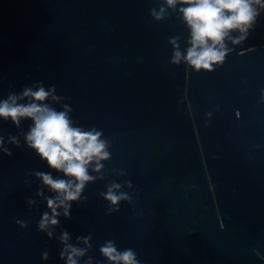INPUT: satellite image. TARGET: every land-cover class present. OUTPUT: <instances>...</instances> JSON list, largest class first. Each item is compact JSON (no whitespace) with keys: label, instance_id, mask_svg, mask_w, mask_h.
I'll list each match as a JSON object with an SVG mask.
<instances>
[{"label":"water","instance_id":"water-1","mask_svg":"<svg viewBox=\"0 0 264 264\" xmlns=\"http://www.w3.org/2000/svg\"><path fill=\"white\" fill-rule=\"evenodd\" d=\"M162 2L0 0V99L55 85L64 99L45 103L67 104L75 126L102 131L111 153L91 173L103 179L88 182L70 220L59 210L48 239L37 225L54 194L34 173L67 178L26 146L30 120L20 128L0 120L13 153L0 152V264H65L64 230L81 248L76 238L92 236L78 264H107L99 252L107 240L133 249L140 264H264V13L243 45L225 41L231 51L221 65L197 73L170 62L169 39L179 36L186 52L188 28L172 8L155 21L150 10ZM113 182L134 203L107 214L98 193Z\"/></svg>","mask_w":264,"mask_h":264},{"label":"clouds","instance_id":"clouds-1","mask_svg":"<svg viewBox=\"0 0 264 264\" xmlns=\"http://www.w3.org/2000/svg\"><path fill=\"white\" fill-rule=\"evenodd\" d=\"M169 8L178 11L179 18L188 28L186 52L179 48V36L169 39L173 46L170 62L178 66L183 60L188 70L197 73L201 70L210 72L214 70L213 65H221L231 51L225 43L226 40L243 45L248 39L258 23V18L264 13V0H163L159 10L152 8L150 15L155 21H162L170 18ZM233 32L240 35L233 37ZM2 82L0 79V83ZM8 87L11 88L12 85L9 84ZM55 92V85L46 90L42 82H37L34 86H25L19 93H10L6 99H0V120H10L17 128H20L23 120H30L31 124L24 134L26 146L33 150L41 161L46 162L48 168L62 173L67 178L54 179L51 172L34 173L54 194L45 198L46 207L50 212L44 211L37 225L38 231L45 233L48 239H52L55 227L60 224L59 210H63L65 219H71L72 205H80L87 199L82 197V193L88 182L103 179L102 175L97 177L91 173H99L103 167L100 161L111 157L107 150L109 142L101 139L102 131L95 127L86 130L82 126H75L78 122L70 118L72 108L67 104L62 105L63 110H57L45 103L49 97L53 101L64 99L54 95ZM261 99L264 100V90H261ZM8 142L21 147L18 137L11 134L8 136ZM4 144V136L0 135V152L11 157L12 151L4 147ZM120 174L123 175L124 172L121 170ZM125 184L133 187L130 180H126ZM106 187L107 191L98 195L110 202L107 214L119 211L121 202L134 203L127 192L121 191L120 183L113 182ZM37 194L42 195V190ZM33 203L35 201L28 200L29 205ZM16 223L21 228L28 226V221L25 220H17ZM57 239L63 245L59 257L65 264H78L79 258L85 257L92 249L91 235L76 238L77 241H83V248L69 243L71 237L67 230L62 231ZM99 252L107 264H140L133 249L119 250L114 240L105 241ZM41 258L48 261L49 253L45 251ZM85 264H94L93 258L88 257Z\"/></svg>","mask_w":264,"mask_h":264}]
</instances>
